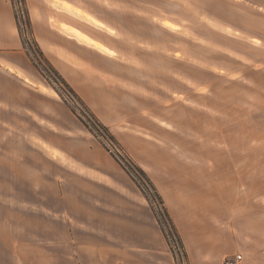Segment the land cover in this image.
<instances>
[{
    "label": "rangeland",
    "instance_id": "374dc122",
    "mask_svg": "<svg viewBox=\"0 0 264 264\" xmlns=\"http://www.w3.org/2000/svg\"><path fill=\"white\" fill-rule=\"evenodd\" d=\"M105 1L111 0L82 3L125 25L126 40L118 43L130 54L139 53L138 42H145L147 52L153 50L154 43L159 56L150 58L146 68L161 71V77L157 82L149 79L139 98H127L125 115L118 117L105 109L95 111L61 75L96 120L112 133L114 138H109L103 131L94 135L82 123L79 117L90 128L97 127L83 108L77 110L81 116L73 113L72 109L81 108V104L52 73L50 82L42 76L50 97L49 137L54 144L47 146L36 139L38 146L33 150L20 144L18 158L2 152L3 240L13 235L19 246L25 245L26 231L34 234L35 244L42 239V231L58 238L64 229L59 215L82 193L108 197L115 183L136 186L143 193L121 162L139 167L165 204V193L181 195L221 215L232 214L239 198L264 197V0H260L263 5H255L254 0H210L207 4L217 6L216 13L188 14L168 0H114L115 12L108 14ZM204 1L190 0L194 6L207 9ZM13 2L21 21L22 40L48 70L27 23V0L26 5L21 0ZM122 10H134V14L123 18ZM171 19L184 27L166 22ZM151 21L166 22V26L179 30H160L149 26ZM153 37L155 42L143 41ZM155 88L158 95L153 94ZM134 106L138 107L136 119L130 116L136 113ZM135 175L154 200L149 202L143 193L152 210L163 213L162 204L149 187L151 181L142 173ZM41 198L49 204L42 206ZM165 228L170 230L168 223ZM167 240L173 247L176 239L169 235ZM180 252L187 260L185 251L180 248Z\"/></svg>",
    "mask_w": 264,
    "mask_h": 264
},
{
    "label": "crops",
    "instance_id": "0c3cea01",
    "mask_svg": "<svg viewBox=\"0 0 264 264\" xmlns=\"http://www.w3.org/2000/svg\"><path fill=\"white\" fill-rule=\"evenodd\" d=\"M168 1L183 9L184 14L219 10L207 4L210 0L203 2L207 9L194 6L190 0ZM254 1L255 5H263L260 0ZM27 3L33 35L46 58L98 113L105 109L115 116H124L126 99L139 98L149 79L157 82L156 78L161 77V71L149 72L146 68L150 58L159 56L154 43L153 50L147 52L145 42H138L139 53L130 54L118 43L126 40L125 25L83 5L82 0ZM105 3V10L113 14L114 0ZM121 14L130 18L134 10H122ZM166 22L179 29L184 27L172 19ZM166 22L163 25L151 21L149 26L179 30L166 26ZM145 40L156 41L154 37ZM46 90L44 78L24 47L11 0H0V158L2 152L16 158L20 144L33 150L38 146L36 139L53 146L49 137L50 97ZM156 91L155 88L154 95H158ZM174 95L177 100V93ZM137 109L134 106L136 113L130 114L135 119L139 116ZM57 121L63 125L60 119ZM8 141L14 144L9 145ZM25 186L27 189L28 184ZM113 186L108 197H87L82 193L71 199L66 211L59 215L64 229L56 233L58 238L42 231V239L35 244L34 234L26 231L25 245L19 246L14 239L17 237L4 236L9 240H3L0 231V264H178L143 193L135 185ZM164 195L187 264H222L237 255L243 257L240 264H264V197L239 198L232 214L220 215L203 209L199 201ZM44 201L41 198L42 206L49 204ZM245 205L250 208H243Z\"/></svg>",
    "mask_w": 264,
    "mask_h": 264
},
{
    "label": "trees",
    "instance_id": "16d2710c",
    "mask_svg": "<svg viewBox=\"0 0 264 264\" xmlns=\"http://www.w3.org/2000/svg\"><path fill=\"white\" fill-rule=\"evenodd\" d=\"M21 2H22L23 5H26V0H21ZM12 4H13V6H14V2H13V0H12ZM26 13L28 14V21H27V23H28V26H29V28H30V30H31V33H32V22H31V19L29 18L30 16H29L28 11H26ZM15 18H16L17 25H18V28H19V32L21 33V32H22L21 27H20V26H21V21H20V19H19V15L17 14L16 11H15ZM26 18H27V15H26ZM32 35H33V34H32ZM35 42H36V44H37V53L39 54V56H40L41 60L44 62V64L47 66L48 70H45V69L42 67V65L38 62V60L35 58V56L32 54V52H31L30 50H28V48H27V42L24 41V39H23V44H24L25 49H27L28 52L30 51L28 54H29V56L31 57L34 66L40 71V73L42 74V76H43L48 82H50L49 74L52 73V74L56 77V79L59 81V83H60L62 86L68 88L69 92L73 95V97H74L75 99L77 98V100H78V104H79V105L81 104L82 106L80 105L81 108H77V109H76V108H73L72 111H73V113H74L75 115H77V116L79 117V116H81L82 114H81V113L79 114V113L77 112V110L82 111V108H83L84 114L87 113V114H89L88 116H90L91 118H94V120H95V125H96L97 127H93V126H92V128H90V126H89L88 124H86V123L83 121V119H82L81 117H79V119L82 121V123H83L87 128H89L90 132H92L94 135H97V134H96L97 132L100 133V134H102L101 132L103 131V133H105V135H108L109 138H112L113 135H112V133H110V131L108 130V128H107V127H104L103 125H101V123H100L99 121L96 120V118H95L93 112H92V111H91L86 105L83 104V102L81 101V99L77 96V94L73 91V89H71V88L69 87V85L67 84V82L65 81V79L61 76V74H60V73L54 68V66H53V65L50 63V61L46 58L45 54L43 53L42 49L40 48V46L38 45V43H37L36 40H35ZM76 113H77V114H76ZM111 136H112V137H111ZM113 138H114V137H113ZM111 140L113 141V139H111ZM120 162H121V161H120ZM120 164H122V165L124 166L126 172H127V173H128V174H129L134 180H135V182H137V184L139 185L140 189H141V190L143 191V193L145 194V196H146V198L148 199V201L152 203L154 200H153V199L148 195V193L146 192V189H145V186L143 185V183L138 182V180H137V176L135 175V173H142V174H144L145 177L147 178V179L145 178L146 181H151V180L149 179V177H147V175H146V174H145V173H144L139 167H137L136 165H134V163L132 164V163L130 162V164H129V163H126V162H125V163H124V162H121ZM150 183H151V185L148 183V184H149V187H150L151 190L154 192L155 197L158 199L159 203L162 204V212H163V213H159V212H156V211L153 210V212H154V214H155V216H156V218H157V221H158L159 225L161 226V228H162V230H163L165 236L167 237V239H168L169 235H171L173 238L176 239L175 241L177 242V244L179 245V247H180L181 249H183V251H184V246H183L182 240H181L180 235H179V233H178V231H177V229H176V226H175V224H174V222H173V220H172V218H171V216H170V214H169V212H168V210H167V208H166V206H165V202H164L162 196L159 194V192H158L157 189L155 188V185L153 184V182L151 181ZM163 216L165 217L164 220H163ZM166 223H168V225H169V227H170V230H167V229L165 228ZM169 242H170V241H169ZM169 244H170L171 250H172L173 253L175 254V252H174V250H173V247L171 246V243H169ZM184 254H185V253H184ZM175 256H176V254H175Z\"/></svg>",
    "mask_w": 264,
    "mask_h": 264
},
{
    "label": "built area",
    "instance_id": "2783aa9c",
    "mask_svg": "<svg viewBox=\"0 0 264 264\" xmlns=\"http://www.w3.org/2000/svg\"><path fill=\"white\" fill-rule=\"evenodd\" d=\"M173 247L175 249V254H176V257L178 259V264H187L186 259L182 255L183 253L180 252V247L177 244V242L173 241ZM242 260H243L242 255H237V256H235V259H233V258L225 259L222 264H240Z\"/></svg>",
    "mask_w": 264,
    "mask_h": 264
},
{
    "label": "snow or ice",
    "instance_id": "6c2138e0",
    "mask_svg": "<svg viewBox=\"0 0 264 264\" xmlns=\"http://www.w3.org/2000/svg\"><path fill=\"white\" fill-rule=\"evenodd\" d=\"M56 2L57 3H59V2H61V0H56ZM65 7H71V5H69V4H65ZM89 19H91V17H89ZM100 27H103V25H100ZM105 51H107L106 49H105Z\"/></svg>",
    "mask_w": 264,
    "mask_h": 264
},
{
    "label": "bare ground",
    "instance_id": "6f19581e",
    "mask_svg": "<svg viewBox=\"0 0 264 264\" xmlns=\"http://www.w3.org/2000/svg\"><path fill=\"white\" fill-rule=\"evenodd\" d=\"M177 260V259H176Z\"/></svg>",
    "mask_w": 264,
    "mask_h": 264
}]
</instances>
